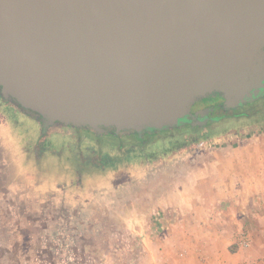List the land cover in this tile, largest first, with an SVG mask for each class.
<instances>
[{"label":"water","instance_id":"1","mask_svg":"<svg viewBox=\"0 0 264 264\" xmlns=\"http://www.w3.org/2000/svg\"><path fill=\"white\" fill-rule=\"evenodd\" d=\"M263 45L264 0H0L1 92L44 126L162 130L213 90L236 105L264 87Z\"/></svg>","mask_w":264,"mask_h":264},{"label":"flooded vegetation","instance_id":"2","mask_svg":"<svg viewBox=\"0 0 264 264\" xmlns=\"http://www.w3.org/2000/svg\"><path fill=\"white\" fill-rule=\"evenodd\" d=\"M261 51L264 53V45ZM189 112L193 117L162 130L116 132L112 127L93 130L60 122L44 126L40 115L5 97L0 89V133L12 134L21 152L40 159L44 154L55 156L61 151L78 176L91 170L100 172L97 181L81 183L74 177L64 184L48 183L36 173H43V169L24 171L26 165L17 162L13 171L20 179L11 185L18 187L16 198L32 201L34 195L44 199L58 196L63 212L65 206L74 205V217L83 216L85 210L91 212L90 216L101 215L98 205L112 201L111 197L141 194L158 177L170 174L177 160L209 150V144L225 138L230 129H235L233 133H264V129H257L264 128V87L233 106L213 90L195 97ZM108 170L109 176L105 173ZM37 188L45 191L40 193ZM102 216L112 214L105 212Z\"/></svg>","mask_w":264,"mask_h":264},{"label":"rangeland","instance_id":"3","mask_svg":"<svg viewBox=\"0 0 264 264\" xmlns=\"http://www.w3.org/2000/svg\"><path fill=\"white\" fill-rule=\"evenodd\" d=\"M234 130L230 129L225 138L211 142L209 150H202L207 153L227 147L234 151L238 146L252 142L264 146V133H233ZM21 151L12 134L0 133V264H138L133 255L142 237L138 229L154 226L160 219L158 214L170 209L162 205L167 194L160 193L163 190H159L157 180L141 194L121 196L120 199L111 197L112 201H104L103 205L97 206L101 215L90 216L91 212L85 210L81 213L83 216L74 217L77 210L73 203L70 208L65 206L63 212L58 196L44 199L34 195L32 201L18 200V187L11 185L20 178L14 174L13 165L18 162L22 166L23 162L26 165L24 171L43 169V173L36 172L39 178L60 184L74 177L81 183L97 181L100 172L91 170L78 176L61 151L55 156L44 154L40 159ZM189 158L177 160L172 171L181 168L179 174L161 176L168 187L172 184L182 191L181 187L190 186L192 180L189 178L200 171L199 168L212 162L207 154ZM192 161L196 162V170L186 174ZM105 173L109 176L111 172L108 170ZM37 189L40 193L45 191V188ZM105 212L112 216H102ZM144 215H147L146 218Z\"/></svg>","mask_w":264,"mask_h":264},{"label":"crops","instance_id":"4","mask_svg":"<svg viewBox=\"0 0 264 264\" xmlns=\"http://www.w3.org/2000/svg\"><path fill=\"white\" fill-rule=\"evenodd\" d=\"M252 143L192 156L207 154L212 162L182 191L158 177L160 193L167 194L162 205L170 209L154 226L138 229V264H264V146ZM241 234L249 241L246 250L238 247Z\"/></svg>","mask_w":264,"mask_h":264},{"label":"built area","instance_id":"5","mask_svg":"<svg viewBox=\"0 0 264 264\" xmlns=\"http://www.w3.org/2000/svg\"><path fill=\"white\" fill-rule=\"evenodd\" d=\"M238 247H240L241 249H246L249 247V241L246 237H244L243 234H241V239L238 242Z\"/></svg>","mask_w":264,"mask_h":264}]
</instances>
